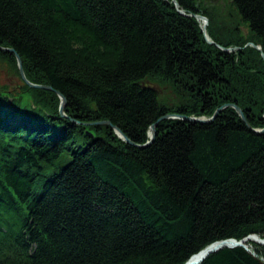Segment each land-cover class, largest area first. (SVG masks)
I'll return each instance as SVG.
<instances>
[{
	"label": "trees",
	"instance_id": "1",
	"mask_svg": "<svg viewBox=\"0 0 264 264\" xmlns=\"http://www.w3.org/2000/svg\"><path fill=\"white\" fill-rule=\"evenodd\" d=\"M0 63L20 79L0 84V264H184L264 239V0H0ZM224 104L246 122L160 119ZM245 244L199 264H264Z\"/></svg>",
	"mask_w": 264,
	"mask_h": 264
},
{
	"label": "water",
	"instance_id": "2",
	"mask_svg": "<svg viewBox=\"0 0 264 264\" xmlns=\"http://www.w3.org/2000/svg\"><path fill=\"white\" fill-rule=\"evenodd\" d=\"M181 13H183V11H180ZM195 17L199 20L202 21V32L204 34V37L206 38V40L210 43H212V41L208 38L207 34H206V25H207V18L198 14V15H195ZM248 45H251V46H255L256 48L260 49L259 46H256L254 45L252 42H248L247 43ZM7 51L9 52H13L14 50L12 48H7L6 49ZM227 50H233V48H229ZM15 57H16V62H17V66H18V70H19V74H20V77L21 79L28 85V86H31V87H38V88H45V89H51L50 86L48 85H40V84H34V83H31L30 81H28L24 75V72H23V69H22V66H21V61H20V58L17 54H15ZM59 94V93H58ZM59 97L61 98V105H60V113H62V104H63V101H64V98L61 94H59ZM226 106H231L233 107L236 112L240 115L241 119L246 122V119L241 111V109L236 106L235 104H224L220 107H218L212 116L208 117V118H205V117H194V116H178V115H164L162 116L160 119H164V118H167V117H179V118H182L184 120H187V121H209L210 119H212L214 116L217 115V113L224 107ZM159 119V120H160ZM95 123H98V124H110L109 121H97ZM111 127L114 129V131L118 134V136L120 138H122L123 140H125L126 142H130L128 140V138L126 136H124L120 130L118 128H116L115 126L111 125ZM255 132L257 133H261V132H264V128L262 129H253ZM154 134H155V124H152L149 128V138L150 140L154 137ZM250 236H256L258 237L259 239L258 240H254V242L258 243V244H261L264 246V239L260 238L259 236H257L256 234H251V235H248L247 237L245 238H242L240 240H236L234 238H229V239H224V240H218V241H215L213 243H210L208 244L206 247H204L203 249H201L200 251L203 252V255L202 257L200 258V260L198 261V263H195V264H199L207 255H209L210 253H213L221 248H224V247H235V246H242L244 248H246L247 250L248 247L247 245L245 244V241L250 237ZM192 256V255H191ZM190 256V257H191ZM189 257V258H190ZM189 259L184 263V264H188L189 262Z\"/></svg>",
	"mask_w": 264,
	"mask_h": 264
},
{
	"label": "rangeland",
	"instance_id": "3",
	"mask_svg": "<svg viewBox=\"0 0 264 264\" xmlns=\"http://www.w3.org/2000/svg\"><path fill=\"white\" fill-rule=\"evenodd\" d=\"M214 2V0H212ZM218 4H222L223 0H215ZM225 5V9H227L228 11H231V7L228 5V3L226 2ZM201 21V20H200ZM202 23V21H201ZM241 29L244 33H246V28L245 26H241ZM0 84H9V85H19L20 84V79L19 76L17 74H15V72L11 69H9L5 64L0 63Z\"/></svg>",
	"mask_w": 264,
	"mask_h": 264
},
{
	"label": "bare ground",
	"instance_id": "4",
	"mask_svg": "<svg viewBox=\"0 0 264 264\" xmlns=\"http://www.w3.org/2000/svg\"><path fill=\"white\" fill-rule=\"evenodd\" d=\"M259 238L256 237V236H250L247 240H251V241H254V240H258ZM246 240V241H247ZM203 255V252L202 251H199L195 254H193L190 258H189V263L188 264H195V263H198V261L200 260V258L202 257Z\"/></svg>",
	"mask_w": 264,
	"mask_h": 264
}]
</instances>
